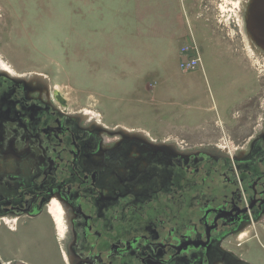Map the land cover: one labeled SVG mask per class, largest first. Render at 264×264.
<instances>
[{
	"label": "flooded vegetation",
	"instance_id": "obj_1",
	"mask_svg": "<svg viewBox=\"0 0 264 264\" xmlns=\"http://www.w3.org/2000/svg\"><path fill=\"white\" fill-rule=\"evenodd\" d=\"M260 90L230 138L181 145L110 128L0 65V264H264Z\"/></svg>",
	"mask_w": 264,
	"mask_h": 264
},
{
	"label": "rangeland",
	"instance_id": "obj_2",
	"mask_svg": "<svg viewBox=\"0 0 264 264\" xmlns=\"http://www.w3.org/2000/svg\"><path fill=\"white\" fill-rule=\"evenodd\" d=\"M239 1L0 0V65L43 75L72 111L110 128L217 143L263 101L264 61L251 52ZM164 19L176 37L162 52L154 35ZM191 31L204 70L183 72L180 49Z\"/></svg>",
	"mask_w": 264,
	"mask_h": 264
},
{
	"label": "water",
	"instance_id": "obj_3",
	"mask_svg": "<svg viewBox=\"0 0 264 264\" xmlns=\"http://www.w3.org/2000/svg\"><path fill=\"white\" fill-rule=\"evenodd\" d=\"M243 19L248 39L252 38L264 50V0H249L244 10ZM32 77L46 81L43 75L33 74ZM55 93L60 99L63 98L59 91H55Z\"/></svg>",
	"mask_w": 264,
	"mask_h": 264
},
{
	"label": "built area",
	"instance_id": "obj_4",
	"mask_svg": "<svg viewBox=\"0 0 264 264\" xmlns=\"http://www.w3.org/2000/svg\"><path fill=\"white\" fill-rule=\"evenodd\" d=\"M245 0H242V3ZM240 3L239 0H237ZM183 58L180 61V69L183 72H194L196 70H204L203 57L199 43L191 31L189 41L184 44L180 49Z\"/></svg>",
	"mask_w": 264,
	"mask_h": 264
},
{
	"label": "crops",
	"instance_id": "obj_5",
	"mask_svg": "<svg viewBox=\"0 0 264 264\" xmlns=\"http://www.w3.org/2000/svg\"><path fill=\"white\" fill-rule=\"evenodd\" d=\"M156 23V31H158V33L155 36L154 40H158L157 43V50H162V52L164 51L163 48L167 47V49H171L173 48V39L176 37V35H174L173 33V28L170 26L171 22L164 19L163 21H158L155 22ZM153 24V23H152ZM189 25V30H190V24ZM155 26V25H153ZM152 32L154 33V31L152 30ZM129 31L125 28L122 34H128ZM137 36V34H135V37ZM182 40H184V36L181 38ZM187 40L189 39V37L186 38ZM153 40V41H154ZM136 54V53H135Z\"/></svg>",
	"mask_w": 264,
	"mask_h": 264
},
{
	"label": "bare ground",
	"instance_id": "obj_6",
	"mask_svg": "<svg viewBox=\"0 0 264 264\" xmlns=\"http://www.w3.org/2000/svg\"><path fill=\"white\" fill-rule=\"evenodd\" d=\"M248 2H249V0H245V1L243 2L244 10H245V7L247 6ZM243 14H244V12H243V13L240 12V13L238 14V15H240V16L237 15V17H239V22L242 21V26H243V23H244ZM247 37H248V36H247ZM249 41H250V43H251L253 46H254V44L256 45L255 41L252 40V38H250ZM254 48H255V46H254ZM262 50H263V49H262ZM262 54L264 55V52H262ZM1 68H2L3 70L7 71V73L14 74L12 71H10V69H9L6 65H1ZM87 117L89 118V117H90V114H87Z\"/></svg>",
	"mask_w": 264,
	"mask_h": 264
}]
</instances>
